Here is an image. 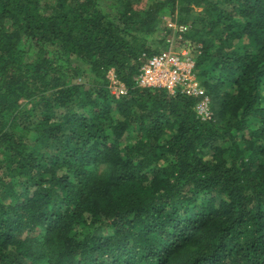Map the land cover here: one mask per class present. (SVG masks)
I'll use <instances>...</instances> for the list:
<instances>
[{"label": "trees", "instance_id": "trees-1", "mask_svg": "<svg viewBox=\"0 0 264 264\" xmlns=\"http://www.w3.org/2000/svg\"><path fill=\"white\" fill-rule=\"evenodd\" d=\"M165 15L208 119L136 85ZM0 264H264V0H0Z\"/></svg>", "mask_w": 264, "mask_h": 264}, {"label": "built area", "instance_id": "built-area-1", "mask_svg": "<svg viewBox=\"0 0 264 264\" xmlns=\"http://www.w3.org/2000/svg\"><path fill=\"white\" fill-rule=\"evenodd\" d=\"M169 31L165 46L155 54L144 56L136 76V85L147 89H162L169 95L183 94L195 100L194 109L202 119L211 117L210 98L197 79L194 55L185 38L189 30L186 23L164 18ZM108 87L114 94L124 95L126 88L110 68L106 72Z\"/></svg>", "mask_w": 264, "mask_h": 264}, {"label": "rangeland", "instance_id": "rangeland-1", "mask_svg": "<svg viewBox=\"0 0 264 264\" xmlns=\"http://www.w3.org/2000/svg\"><path fill=\"white\" fill-rule=\"evenodd\" d=\"M165 17H166V18H169V16H167V15H165L164 18H165ZM162 24H163V23H162Z\"/></svg>", "mask_w": 264, "mask_h": 264}]
</instances>
